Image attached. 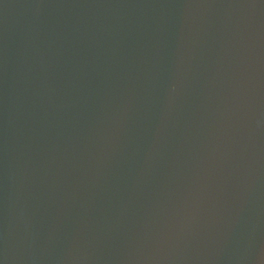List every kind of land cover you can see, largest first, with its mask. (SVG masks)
Listing matches in <instances>:
<instances>
[{
  "label": "water",
  "instance_id": "obj_1",
  "mask_svg": "<svg viewBox=\"0 0 264 264\" xmlns=\"http://www.w3.org/2000/svg\"><path fill=\"white\" fill-rule=\"evenodd\" d=\"M3 264H264V0H0Z\"/></svg>",
  "mask_w": 264,
  "mask_h": 264
},
{
  "label": "snow or ice",
  "instance_id": "obj_2",
  "mask_svg": "<svg viewBox=\"0 0 264 264\" xmlns=\"http://www.w3.org/2000/svg\"><path fill=\"white\" fill-rule=\"evenodd\" d=\"M0 264H3V261L2 260H0Z\"/></svg>",
  "mask_w": 264,
  "mask_h": 264
}]
</instances>
